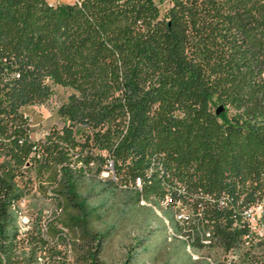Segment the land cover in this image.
<instances>
[{
  "label": "trees",
  "instance_id": "16d2710c",
  "mask_svg": "<svg viewBox=\"0 0 264 264\" xmlns=\"http://www.w3.org/2000/svg\"><path fill=\"white\" fill-rule=\"evenodd\" d=\"M52 1L0 0V264H68L67 249L54 261L66 243L77 264H103L105 238L128 214L145 229L122 264H211L187 251L191 241L203 249L205 219L222 238L215 248H239L243 212L264 209V0H169L165 12L154 0ZM57 88L69 93L57 110L64 127L33 141L23 110L49 105ZM109 162L115 180L91 181L92 165L96 176ZM33 168L62 200L48 224L54 245L42 215L22 231L18 205L32 189L18 179ZM139 178L143 192L129 188ZM165 195L204 219L185 229ZM228 224L239 227L232 244ZM259 260L248 252L237 264Z\"/></svg>",
  "mask_w": 264,
  "mask_h": 264
},
{
  "label": "rangeland",
  "instance_id": "374dc122",
  "mask_svg": "<svg viewBox=\"0 0 264 264\" xmlns=\"http://www.w3.org/2000/svg\"><path fill=\"white\" fill-rule=\"evenodd\" d=\"M74 0H53L52 3L66 2L70 3ZM154 2L160 7L162 12H165L170 8L169 0H154ZM69 93L62 88H57L56 95L52 102L44 107H26L23 112L25 115L31 119V138L37 142H44L47 135L54 134L60 131L64 127V122L62 118L58 115V108L67 101ZM82 133H78V139L81 143H84V138H82ZM81 147L77 150L81 151ZM88 152V151H87ZM85 152V154L87 153ZM81 166V165H80ZM93 172L90 176L91 181L101 182L103 184L107 183L109 178H107V171L101 173L100 175H93L96 171V166L92 165ZM112 180L113 177H111ZM19 189H25V187H30L32 189L31 194L23 197L18 205L20 211V223L23 227V232L31 230L39 215H42L40 221L43 227V234L46 239L50 241L51 245L55 244V240L52 234L47 236L48 224L53 220L55 215L61 213L62 200H60L55 192L57 184L50 181L49 174L46 173L44 176H39L36 169L26 171L22 179H18ZM146 198L150 196L146 193ZM91 203H99L102 197L95 195V191L92 192L90 196H86ZM124 200V199H123ZM121 197H115L112 199L111 203L113 205L117 204L114 210H109L108 216L111 222L118 220L122 212L121 208ZM149 203V201H148ZM142 205V204H141ZM148 207V206H147ZM190 212V211H189ZM123 218V219H122ZM139 219H133L129 214L121 217V223L118 230L111 232L105 238V248L102 255L103 264H122L131 255L133 251L132 242L141 235L144 231V226L139 224ZM156 225L153 224L149 231L155 229ZM241 228V224H239ZM237 226L225 225L226 233L229 235L230 243L232 244L235 240V232L239 229ZM58 229L63 231L64 237H69L68 230L64 229L62 225H58ZM264 234V231L261 230ZM217 240L222 239L217 236ZM227 240H223L226 242ZM223 242V243H224ZM193 248V246H192ZM203 248V247H202ZM68 250V257L66 259L68 264H77L71 253V246L66 243L58 247V250L62 251L63 255L54 258V261H63L64 253ZM194 252V250H192ZM254 255L260 258L258 264H264V240L262 242L253 244L252 250L250 251ZM200 259L204 261L206 259L211 260V264H237L247 253V243L242 242L239 248H232L225 251H219L215 247H208L200 249V253L194 252ZM41 264H52L49 258L41 259ZM202 263V262H200Z\"/></svg>",
  "mask_w": 264,
  "mask_h": 264
},
{
  "label": "built area",
  "instance_id": "2783aa9c",
  "mask_svg": "<svg viewBox=\"0 0 264 264\" xmlns=\"http://www.w3.org/2000/svg\"><path fill=\"white\" fill-rule=\"evenodd\" d=\"M7 64H8V61L6 59H3L1 61V65L3 67H6ZM10 73H11V75H17V73L14 71H11ZM52 100H53V98L51 99L49 104L52 102ZM42 107H44V106H42ZM24 116H25V118L28 117L25 114H24ZM28 118H29L30 127H31V119H30V117H28ZM30 138H31V136H30ZM106 170H107V178H109V180H111V177H116L113 162H109ZM143 187H144V185L141 184V178L136 179L129 186V188L134 189V190L139 191V192H141V189ZM126 188H128V187H126ZM163 202L174 203L175 207L177 208V211L180 212V217L183 220H185V226H189L190 228H192V226H195V224L193 225V223L195 222V219L197 217L204 219L202 209H199V211H195L192 209V212H181V205H183V203L180 201H174L173 198L169 195L164 196ZM242 217H243V219H242L240 224H246L247 253H248L252 250L253 244H255V242L260 243V242H262V240H264V234L261 233V230L264 231V223H262V220L264 218L263 206L257 205V206L249 208L248 210L243 212ZM206 225H208V226L206 227ZM223 227H225V225H223ZM203 231L205 232V242L218 243L217 242V236L215 234V230H214V228H211L209 226L208 220H206V219L204 220Z\"/></svg>",
  "mask_w": 264,
  "mask_h": 264
},
{
  "label": "bare ground",
  "instance_id": "6f19581e",
  "mask_svg": "<svg viewBox=\"0 0 264 264\" xmlns=\"http://www.w3.org/2000/svg\"><path fill=\"white\" fill-rule=\"evenodd\" d=\"M148 175L149 174H151V172H148L147 173ZM107 176V175H106ZM113 179L115 180V177H113ZM141 184L142 185H144V187L141 189V192H143V190H144V188H145V181L143 180V179H141ZM141 204L143 205V206H148V207H150V208H153L154 210H155V212L157 213V215L159 216V217H161L163 220H164V222H165V224L168 226V228H169V235L170 236H173V237H175V234H174V232L172 231V229L170 228V226H169V221L165 218V217H163V215H162V211H160V209H157L151 202H149L148 203V201H145L144 199H142L141 200ZM169 203H167V202H163V201H161V206H162V208H164V209H169ZM192 212V210H190V209H188V208H183L182 206H181V212ZM174 218H175V221L177 222V223H179L182 227H184L185 229H187V227H189V226H185V220H183L181 217H180V212H178L177 211V208L176 207H174ZM196 228V227H195ZM242 228H244V229H246V224H243L242 225ZM189 231V230H188ZM192 232V231H191ZM191 234V233H190ZM179 239H181V240H184V241H187L188 239H187V236H177ZM196 239V238H195ZM198 239H199V241L198 242H200V246L201 247H203V248H208V247H210V248H212V247H214V243H211V242H205V232L203 231V228H201V229H198ZM194 241V240H193ZM204 242V243H203ZM244 242L245 243H247V236L245 237V239H244ZM192 244L193 245H195L194 244V242H192L191 241V243H189L188 244V248H187V251H188V253L190 254V256L193 258V260H195V261H198L200 258L192 251L193 250V248H192ZM216 245H217V243H216ZM219 246V245H218ZM221 246V245H220ZM232 251H233V248H232ZM206 261H208V262H210L211 263V260L210 259H206Z\"/></svg>",
  "mask_w": 264,
  "mask_h": 264
},
{
  "label": "water",
  "instance_id": "95a60500",
  "mask_svg": "<svg viewBox=\"0 0 264 264\" xmlns=\"http://www.w3.org/2000/svg\"><path fill=\"white\" fill-rule=\"evenodd\" d=\"M221 110H222V109H219V110L217 111V114H220Z\"/></svg>",
  "mask_w": 264,
  "mask_h": 264
}]
</instances>
